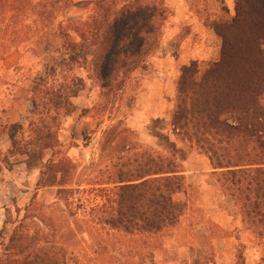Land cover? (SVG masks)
Instances as JSON below:
<instances>
[{"label": "trees", "instance_id": "16d2710c", "mask_svg": "<svg viewBox=\"0 0 264 264\" xmlns=\"http://www.w3.org/2000/svg\"><path fill=\"white\" fill-rule=\"evenodd\" d=\"M244 2L258 5L264 19V0ZM61 5V13L77 8L86 17L58 23L56 49L32 51L42 66L28 79V135L21 123L0 126L11 144L0 154V172L18 163L28 172L38 170L36 190L54 188L55 202L34 195L15 209V220L2 223L0 264L144 261L138 250L154 249L156 238L185 214L187 187L180 166L154 149L142 151L118 123L103 134L105 162L82 178L76 163L58 150L57 124L78 111L72 99L84 80L74 69L94 78L101 90H121L160 48L171 11L166 0H0V42L18 23L13 21L19 15L8 18V13L37 14L29 24L35 28L45 18L54 20ZM213 32L221 40L220 58L203 73L197 61L182 67L170 126L209 159L221 191L240 207L245 227L264 240V101H258L264 79L249 80L246 69L234 74L231 67L244 61L241 55L248 68L250 62L255 67L247 37L253 43L260 37L239 16ZM7 72L0 73V85Z\"/></svg>", "mask_w": 264, "mask_h": 264}, {"label": "rangeland", "instance_id": "374dc122", "mask_svg": "<svg viewBox=\"0 0 264 264\" xmlns=\"http://www.w3.org/2000/svg\"><path fill=\"white\" fill-rule=\"evenodd\" d=\"M36 1L32 0L33 3ZM78 1L82 0H69L72 3ZM254 5L246 4L244 0H169L171 16L166 23L160 48L149 57L145 66L133 74L131 80L126 81L121 90L112 89L111 92L107 89L101 90L100 84L94 78L88 79L84 71L74 69L75 73L84 80L83 89L75 99H72L78 111L59 120L57 136L61 144L58 150L76 163L78 175L82 178L89 177L95 165L105 162L107 152L100 151L103 134L118 123L125 130V136L129 141L133 144L139 143L135 145H138L142 151L154 147L153 149L164 157L174 159L183 170V162L186 161L188 152L194 148L196 150V147L192 143L183 141L180 136L177 139L184 144L179 146L163 132L164 123L168 125V129L170 128L169 106L165 102L172 100L174 103L172 106H175L176 85L183 66L195 60L199 65L200 73H203L212 63L219 60L221 40L216 37L213 29H224L236 16L245 19L260 40L253 43V38L247 37L248 41L250 40L247 46H252L251 59L255 67L250 62L251 66L248 68L247 58L241 55L244 61L238 59V66L237 68L235 65L231 66L232 71L234 74H241V68H244L249 80L264 79V19L256 10L259 6ZM61 9L62 5L57 6L55 19L45 18L37 23L38 26L35 28H29V24L37 19V14L8 13V18L18 15L19 18L13 21H18L15 28L8 29V40L0 42V73L8 69L4 76L6 83L0 85V126L8 123V108L15 104L19 110L25 112L23 123L26 130L25 136L28 135V123L31 121L28 79L32 78L42 66L41 58L35 57L32 51L46 52L56 49L60 44L54 37L58 23L66 24L68 20H81L86 17V13L77 8H69L67 13H61ZM177 9L186 13V18L180 26L174 19ZM11 23L8 21V24ZM173 27H177V30ZM259 95L258 101L262 104L264 89L259 91ZM82 109L88 112L81 114ZM165 119L167 120L164 121ZM148 127L153 128L151 130L154 134L152 146L139 142L146 135ZM165 131L169 134L168 130ZM7 144L6 135L0 133L1 155L5 154L2 151ZM32 172H38V170ZM215 179L220 177L210 176L208 182L212 183ZM23 184L22 186L26 187L28 180L25 179V182L23 180ZM22 186L18 184L2 186L0 195L8 198L7 211L10 216L0 208V229L4 221L16 219V197H22L19 192V190L25 191ZM189 191L192 202L196 197L198 203V190L190 187ZM32 192L31 190L30 193ZM37 200L44 203L55 202V189L44 190ZM238 209L241 213L240 207ZM8 227L11 229L12 226ZM188 233V230L181 226L164 231L156 238L154 249L148 247L138 250L140 255L144 256V261H136L134 264H187V260L182 259L184 257L182 254L183 248L189 241L186 238ZM5 236L8 237V232ZM171 240H175L177 245L170 244ZM256 241L264 249V240L256 238ZM213 255L210 246L207 256L204 259L197 256L193 264H207V261L213 259Z\"/></svg>", "mask_w": 264, "mask_h": 264}, {"label": "crops", "instance_id": "0c3cea01", "mask_svg": "<svg viewBox=\"0 0 264 264\" xmlns=\"http://www.w3.org/2000/svg\"><path fill=\"white\" fill-rule=\"evenodd\" d=\"M168 2L169 0H166L167 6ZM174 14V19L180 26L186 18V13H183L181 9H177ZM173 29L177 30V27H173ZM160 94L162 95L161 91ZM165 103L169 106L168 117H170L174 109V105L172 106L174 103L172 100ZM24 118L25 112L19 110L15 104L8 108V124L21 123L24 126ZM162 126L165 128L164 130L162 129L163 132H165L169 139L177 143V145L183 146L184 143L177 139L178 137L170 124L169 129L165 123ZM132 128L140 130L139 128ZM152 129L148 127L146 135H142L143 139L139 141L140 144L153 145L154 134L151 133ZM165 130H168L169 134ZM6 139L8 140L7 137ZM10 149L11 144L8 140V144L2 152H7ZM183 163L184 169L182 170V174L187 187V194L185 196L187 208L185 214L180 218L179 223L175 227L181 226L189 232L186 237L189 241L186 243V247L183 248L184 252L182 256L184 257L182 259L187 260V264H193L197 260V256L204 259L209 253L211 246L214 255L212 260L207 261V264H264V249L256 241L257 237L251 230L245 227L236 202L232 197L221 191L216 179L212 183L208 182L210 176L213 177L216 173L212 169L209 159L200 153L197 148L196 150L194 148L191 152H188L186 161ZM31 172H28L25 165L20 163L14 165L11 171L3 168L0 172V190L4 185L15 186V184H18L22 186L24 185L23 180L24 182L25 179L28 180V185L26 187L22 186L25 191L19 190L22 197H16V208L18 209L24 208L34 195L38 199L44 190L51 189L41 188L36 190L39 173ZM190 187L198 190V203L196 197L193 198L192 202L189 191ZM31 190L33 191L32 193H30ZM0 194H2V191ZM7 200V197L3 198L0 195V208L3 212L8 208ZM176 243L175 240L170 241V244L173 246H176Z\"/></svg>", "mask_w": 264, "mask_h": 264}]
</instances>
